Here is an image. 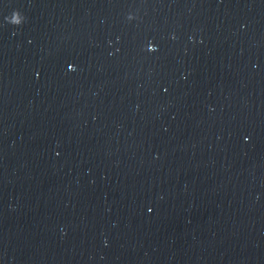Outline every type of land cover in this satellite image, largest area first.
Masks as SVG:
<instances>
[{
  "label": "water",
  "instance_id": "1",
  "mask_svg": "<svg viewBox=\"0 0 264 264\" xmlns=\"http://www.w3.org/2000/svg\"><path fill=\"white\" fill-rule=\"evenodd\" d=\"M0 264H264V0H0Z\"/></svg>",
  "mask_w": 264,
  "mask_h": 264
},
{
  "label": "snow or ice",
  "instance_id": "2",
  "mask_svg": "<svg viewBox=\"0 0 264 264\" xmlns=\"http://www.w3.org/2000/svg\"><path fill=\"white\" fill-rule=\"evenodd\" d=\"M147 48H148L149 50H154L152 43H148V44H147ZM69 67H71V65H69ZM245 139H248V137H245Z\"/></svg>",
  "mask_w": 264,
  "mask_h": 264
},
{
  "label": "clouds",
  "instance_id": "3",
  "mask_svg": "<svg viewBox=\"0 0 264 264\" xmlns=\"http://www.w3.org/2000/svg\"><path fill=\"white\" fill-rule=\"evenodd\" d=\"M129 18H131V15H129Z\"/></svg>",
  "mask_w": 264,
  "mask_h": 264
}]
</instances>
